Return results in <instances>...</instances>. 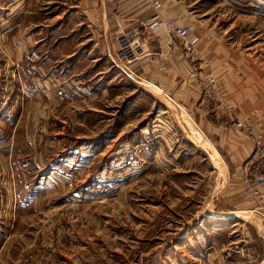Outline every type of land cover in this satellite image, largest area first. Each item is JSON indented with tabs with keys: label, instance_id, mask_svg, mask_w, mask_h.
Wrapping results in <instances>:
<instances>
[{
	"label": "crops",
	"instance_id": "1",
	"mask_svg": "<svg viewBox=\"0 0 264 264\" xmlns=\"http://www.w3.org/2000/svg\"><path fill=\"white\" fill-rule=\"evenodd\" d=\"M162 1L165 3L164 8L158 11L153 7V0H50V5L45 9L33 4L38 0H0V18L10 21L9 28L7 25L3 31L9 32L8 50L17 59L15 64L19 65L20 76L16 80L20 83L15 85L13 80L10 84L8 80L3 82L4 87H0V98L10 100L8 106L2 107L7 111H4L3 116L0 115L3 129L0 134V139H3L0 157L9 162L13 152L16 169L14 175L10 176L3 163L0 168V223L10 224L11 205L14 203L17 214L30 210L36 213L37 209H44L38 202L44 194L61 195V202L57 198L49 205L50 212L58 215L60 207L74 205L79 193L91 198L89 194L92 192L97 193V196L105 192L107 175L111 180L117 176V171L124 173L122 175L128 177L126 179H137L142 175L140 166H143L144 156L136 151L140 143L129 138L126 141V138L114 140V137H99L80 143L82 149H78L77 155V147L72 148L70 156L67 155V168L82 167L84 171V181L81 187L75 189L79 193L72 194L73 191L69 189V172L67 176L60 177L58 163L63 161L61 159H56L55 168L49 171L51 174L47 178L51 179L50 183L40 185L47 165H44L43 155L39 153L37 142L32 140L31 134L25 132L17 139V146L12 150L4 145L10 142V136L15 137L9 130H16L20 126L28 104L34 100L38 104L42 99L49 98L59 103L61 101L60 104H66L67 107L73 106V109L76 106L99 111L111 108L138 109L140 106L156 109V105L163 104V101L148 86L151 84L167 92L186 112L198 114L197 118L194 116L195 123L210 137L212 151L215 149L218 152L216 162L220 168L214 165V172L212 170L216 174L213 200L223 193L225 206L216 208L214 213L219 217L215 221L218 226L226 221L231 228L239 225L238 230L242 229V234L238 235L242 245L235 254L250 258L258 242L262 243L264 250V236L260 230L256 229L257 238H253L244 234V219L228 216L240 211L247 212L257 206L264 211V191L258 199L247 195L243 171L244 165L254 154L256 137L264 135V63L261 59H250L251 54L246 53L245 45L241 48V42L233 40L229 44L230 39L222 35L237 33L238 27L232 25L218 29L217 25L210 24L212 14L204 10L206 5L198 8V2L204 4L211 0ZM158 15L171 18L178 25L191 26L193 37L200 39L197 45L200 56L192 57L177 38L169 37L163 30L148 32L145 23ZM14 18L33 21L28 24L18 21L16 25H11V19ZM127 33L131 36H127ZM125 47H130L126 57L123 54ZM2 65L5 66V63ZM218 87L235 107V116L224 117L220 114L216 103ZM8 109H18L17 114L21 115L18 121L11 120L15 118L11 117L14 110L9 112ZM164 112L171 116L174 114L170 109H164L160 115L163 116ZM125 114L128 117V111ZM168 115L167 118L171 117ZM238 122L245 128H239ZM154 123L151 128L162 130L166 127L162 124L163 120L160 124ZM26 125L30 128L31 121ZM137 126L138 123L129 125L130 131L136 130ZM167 133L172 139L162 141L157 156L148 151L146 165L156 162L166 165L167 161H173L172 157L165 155L171 153L172 146L179 150L181 145L188 143V149L184 148V157H190L195 151L196 146L190 143L193 138H176L175 135L171 136L173 132ZM109 139L114 140L120 149L115 151L111 148L116 145L110 144ZM32 149L34 152H31ZM193 155L196 157L195 152ZM208 158L213 162L211 156ZM108 161L110 167L107 166ZM125 167L130 168L124 170ZM171 169L174 171L176 168L170 165L167 169L163 168L164 172ZM117 187L119 185L116 184L114 189ZM80 200L77 201L82 205L89 201ZM233 230L232 234L238 231L235 228ZM10 239L9 233L4 241ZM56 249L46 257L45 264H54L56 251L57 257L60 254L69 257V253L74 252L70 243L63 250ZM195 255L198 256V250ZM260 257L263 259L260 264H264V252Z\"/></svg>",
	"mask_w": 264,
	"mask_h": 264
},
{
	"label": "rangeland",
	"instance_id": "2",
	"mask_svg": "<svg viewBox=\"0 0 264 264\" xmlns=\"http://www.w3.org/2000/svg\"><path fill=\"white\" fill-rule=\"evenodd\" d=\"M33 4L45 9L50 5V0H38ZM204 5H206L204 10L210 11L213 16L210 18V24L217 25L218 29L232 25L238 27L237 33L222 34L230 39L229 44L233 40L241 42V48L243 49L245 45L246 53L251 54L250 59L255 61L261 59L264 63V0H211L204 4L198 2V8ZM156 10L159 11V9ZM44 20L46 21V16ZM18 21L28 24L33 20L14 18L11 19V25H16ZM9 24V19L0 18V87H4V81L8 80L10 84L13 80L15 85L20 83L16 81L20 78L19 65L15 64L17 59L8 50L9 32L3 31L7 25L9 28ZM21 29L23 30L24 27ZM126 35L131 36L130 33ZM218 36L221 37V35ZM25 37L24 34L23 38ZM200 53L198 49V56ZM191 56L197 55L191 54ZM3 62L5 66L2 65ZM48 84L50 85L49 82ZM211 84L215 85L214 82ZM148 86L162 97L160 99L163 104H157L156 109H144L142 106L127 110L111 108L99 111V109H81L77 106L73 109V106L67 107L66 104H60L61 101L59 103L49 98L42 99L44 102L38 104L34 100L32 104L26 106L20 126L18 125L16 130H9L15 137L10 136V142H5L4 145L5 148L8 146L12 150L17 146V139L21 138L25 132L31 134L32 140L37 142L39 153L43 155L44 165H47L40 185L50 183L51 179L47 178L51 174L49 171L55 168V160L61 159L64 162L58 163L60 177L67 176L69 172L71 176L69 189L73 191L72 194L79 193L75 189L81 187L84 171L82 167L67 168V155L70 156V151L76 147L77 155L78 149H82L80 143L99 137H114V140L126 138V141L129 138L137 144L140 143L136 151L144 156L143 163L139 161V164L141 163L144 167L140 166L142 175L137 179H126L128 177L122 175L124 173L120 171L116 172L117 176H114L112 180L107 175V181H104L105 192L99 196L92 192L89 194L91 198L83 197L79 193L75 200L77 203L74 201V205L70 207H60L58 215H54L49 210L52 200L59 198L61 202V195L57 194H44L38 200L44 209H37L36 213L35 210L34 212L30 210L17 214L15 203L12 204L10 224L0 223V264L4 262L6 264H45L46 257H49L54 249L57 250L58 247L63 250L69 243L73 245L74 252H70L69 257L61 254L57 257V251L54 252V264H244L246 262L260 264L263 260L260 255L264 252L261 242L256 243L250 258H243V255L235 254L236 251H240L239 246L242 245L241 237L238 236L242 234V229L238 230L239 225H237L238 228L234 227L238 231L232 234L234 228H231V225L228 226L226 221L219 226L215 222L219 215H216L214 211L216 208L225 206V194L221 193L217 199L213 200L216 187L214 175L216 174L212 173V170L214 165L220 168L216 162L219 155L215 149L212 151L213 143L210 137L195 123L194 116L197 118L198 114L186 112L158 85L154 87L149 84ZM222 97L224 100H221ZM9 102V99L0 98V115L3 116L4 111H7L2 107L8 106ZM216 103L220 106L231 104L226 93L219 87ZM164 109H170L174 114L171 113V116L164 112L165 114L161 116L160 112ZM8 110L9 112L14 110L11 117L15 118L11 120L18 121L21 116L17 114L18 109ZM127 111L128 117L125 114ZM167 115L173 118H167ZM223 116L229 117L235 114ZM162 120V124L168 126L163 128L166 131L162 129L161 132L150 134L153 123L160 124ZM30 121L31 127L28 128L26 124ZM128 121L129 125L135 126L138 123L139 129L130 131L129 125L128 128L126 126ZM185 126L190 127L191 130L188 131ZM2 132L3 129L0 126V134ZM167 132H173L171 136L175 135L176 138L185 137L189 140L193 138L195 144L190 143L196 146L195 151L190 157H184V148L188 149V143L181 145L182 148L180 147L179 150L172 146L171 153L165 155L172 157L173 161H167L166 165H163L164 162L146 165L148 151L154 152V156H157V150L162 141L172 139ZM2 140L0 139L1 145ZM109 140L110 144L116 145L114 140ZM111 148L115 151L120 149L118 145ZM31 152L34 150L32 149ZM194 152L197 158L193 155ZM210 156L213 162L209 161ZM14 158L13 152L9 162H5L0 157V168L3 163L10 172V176L16 172ZM169 165L176 169L164 172L163 168L167 169ZM107 166H111L109 161ZM129 168L125 167L124 170ZM220 173L223 172L220 170ZM116 184L119 187L115 190ZM247 195L250 196V194ZM78 199H81L80 202L89 201L82 205L78 203ZM262 212L264 214V211L257 206L247 212L240 211L228 216L244 219L246 223L244 234L257 238L256 229L260 230L259 232L264 236V217L260 214ZM9 233L11 239L6 242L4 239L9 237ZM196 250H198V256L195 255ZM227 255L231 257L228 258Z\"/></svg>",
	"mask_w": 264,
	"mask_h": 264
},
{
	"label": "built area",
	"instance_id": "3",
	"mask_svg": "<svg viewBox=\"0 0 264 264\" xmlns=\"http://www.w3.org/2000/svg\"><path fill=\"white\" fill-rule=\"evenodd\" d=\"M153 5L157 9H162L163 4L159 0H153ZM145 27L150 32H159L163 30L167 33L169 37L177 38L185 47L186 52L190 55L198 56L197 45L199 44V38L193 37L192 35V27L191 26H183L178 25L173 19H164L159 15L154 19L147 21L145 23ZM130 47H125L123 54L126 57V53ZM136 59V58H135ZM130 71V70H129ZM221 100H224L223 97ZM234 107L231 104L226 106L218 105V110L220 114L228 115L234 114ZM238 127H244L242 123L237 124ZM168 127V126H166ZM152 132L150 134H155L156 132H161V129L158 127H153ZM249 162L243 167V171H245V191L250 196L258 199L262 195V191L264 190V136L259 135L256 138V147L255 152L250 158ZM261 216L264 217L263 213H260Z\"/></svg>",
	"mask_w": 264,
	"mask_h": 264
},
{
	"label": "bare ground",
	"instance_id": "4",
	"mask_svg": "<svg viewBox=\"0 0 264 264\" xmlns=\"http://www.w3.org/2000/svg\"><path fill=\"white\" fill-rule=\"evenodd\" d=\"M162 4H163V7H162V9L164 8V2L162 1V0H159ZM154 6V5H153ZM155 7V6H154ZM156 8V7H155ZM157 9V8H156ZM162 9H160L159 11H161ZM160 16V15H159ZM160 17H162V16H160ZM163 18V17H162ZM161 31V30H160ZM154 33H157V32H154ZM149 85V84H148ZM176 107V106H175ZM181 109V108H180ZM190 116V115H189ZM185 125V124H184ZM185 128H186V126H185ZM188 131H190L191 130V128L190 127H187L186 128ZM201 138V137H200ZM204 139V138H203ZM199 141V140H198ZM202 142V141H201ZM204 143H205V141H204ZM204 146V145H203ZM205 147V146H204ZM264 191V190H263ZM263 191H262V193H263ZM262 196V195H261ZM261 198V197H260ZM216 222V221H215ZM263 228V227H262ZM263 231H264V229H263Z\"/></svg>",
	"mask_w": 264,
	"mask_h": 264
}]
</instances>
